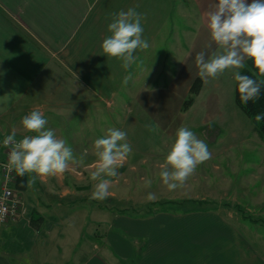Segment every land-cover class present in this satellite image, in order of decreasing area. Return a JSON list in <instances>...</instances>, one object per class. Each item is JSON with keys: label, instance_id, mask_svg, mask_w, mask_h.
<instances>
[{"label": "crops", "instance_id": "obj_1", "mask_svg": "<svg viewBox=\"0 0 264 264\" xmlns=\"http://www.w3.org/2000/svg\"><path fill=\"white\" fill-rule=\"evenodd\" d=\"M191 2L195 14L184 0H0V97L13 94L7 110L0 112V135L13 130L20 138L33 134L23 130L21 120L40 109L46 127L66 140L79 159V146L94 144L91 129L108 122L103 102L118 94L128 73L133 72V80H145L142 65L154 60L163 65L155 75L182 74L192 59L183 44H190L196 55L211 42L206 14L218 0ZM129 8L143 14V38L150 47L137 50L133 69L125 70L120 60L102 53L101 44L110 35L112 14ZM190 16L195 20L188 24ZM189 34L195 36L190 39ZM73 168L37 178L19 193L25 213L0 224V264H123L130 259L143 264L148 255L138 256L135 244L127 242L139 235L128 238L101 230L108 210L104 207V214L102 205L88 198L89 173ZM31 217L42 218L38 227ZM195 247L196 258L190 260L182 251L181 264H206L199 245Z\"/></svg>", "mask_w": 264, "mask_h": 264}, {"label": "rangeland", "instance_id": "obj_2", "mask_svg": "<svg viewBox=\"0 0 264 264\" xmlns=\"http://www.w3.org/2000/svg\"><path fill=\"white\" fill-rule=\"evenodd\" d=\"M184 2L195 14L191 0ZM185 19L180 18L182 24ZM189 20L194 22L195 18L190 16L188 24ZM189 36L191 39L195 35ZM183 45L192 55L183 66L184 74L155 75L159 69L162 71V62L158 66L154 60L147 62L142 65L147 69L143 73L145 80L131 78L127 85H120L116 96L103 102L108 122L91 129L92 140L103 137L110 127L118 128L127 133L132 148L118 168L119 175L109 178V197L103 201L90 199L94 185L90 172L97 160L94 144L79 146L81 155L85 150L87 155L83 164H75L74 168L89 173L87 182L92 189L87 192L88 198L100 203L103 213L104 207L108 210L101 230L109 229L128 238L139 235L136 241L133 238L127 242L135 244L138 256L148 255L143 264H181L182 251L194 260L197 244L206 264H264V141L255 123L235 102L237 70L203 80L200 95L189 109L183 110L198 76L195 53L190 44ZM214 50L217 48L212 41L203 47L207 55ZM168 65L165 68L171 70L173 66ZM132 73L128 74L133 77ZM145 125L155 130L150 132ZM181 126L188 127L207 144L211 159L196 168L184 187L168 191L159 177V165ZM146 179L152 181L150 187L144 186ZM149 192L156 194L154 202L146 201ZM124 262L135 264L131 259Z\"/></svg>", "mask_w": 264, "mask_h": 264}, {"label": "clouds", "instance_id": "obj_3", "mask_svg": "<svg viewBox=\"0 0 264 264\" xmlns=\"http://www.w3.org/2000/svg\"><path fill=\"white\" fill-rule=\"evenodd\" d=\"M212 11L206 14V26L211 41L217 50L211 55L201 51L195 55L198 76L202 80L216 79L226 70L234 71V81L240 94V101L246 104L259 96L264 80L257 81L249 75L241 74L238 69L244 67L245 60H251L261 76H264V0H218ZM143 14L135 8L112 14V21L107 26L110 35L101 44L102 53L108 59L121 61V67L129 69L137 62L134 55L137 50L145 51L150 45L143 38ZM211 47V45H209ZM131 75H126L123 84L127 85ZM17 97L19 95H16ZM13 94L0 97V112L7 110V104ZM264 120V113L256 115L255 121ZM48 121L40 109H34L25 115L21 125L26 133L17 139V132L7 135L2 145L9 149L8 171L17 176L28 175L27 187L31 188L37 178L43 180L49 176H58L69 170L70 165L83 164L87 150L77 159L67 141L56 136L55 131L47 128ZM151 132L155 129L145 125ZM94 155L97 157L90 172L94 182L90 199L103 201L110 195L112 181L109 178L119 175L118 168L123 166L131 153L127 142V133L118 128H108L105 135L94 141ZM211 159L207 144L186 126L177 129L164 162L159 165V177L168 191L178 190L186 184L196 168ZM34 174V175H33ZM151 180H145V187H150ZM155 193L149 192L146 201L154 202Z\"/></svg>", "mask_w": 264, "mask_h": 264}, {"label": "trees", "instance_id": "obj_4", "mask_svg": "<svg viewBox=\"0 0 264 264\" xmlns=\"http://www.w3.org/2000/svg\"><path fill=\"white\" fill-rule=\"evenodd\" d=\"M240 73L243 75H249L251 78L256 79L257 81L264 80V76H261L259 74L258 70L255 68L251 60H246V65ZM203 84L204 82L200 77H196L194 79L190 88V97L184 102L183 110H187L193 105L195 97L200 94L203 88ZM237 87L238 85L235 82V102L241 109V111L255 123V130L257 131L262 141H264V120H261L260 123H257L255 121L256 115L264 113V86H261L258 98L256 100H250L246 104L241 103L240 94L237 90ZM27 179L28 175H25L24 177L16 176L14 184L15 188L20 192L25 191L27 189ZM41 221V217H31V223L34 226L38 227Z\"/></svg>", "mask_w": 264, "mask_h": 264}, {"label": "built area", "instance_id": "obj_5", "mask_svg": "<svg viewBox=\"0 0 264 264\" xmlns=\"http://www.w3.org/2000/svg\"><path fill=\"white\" fill-rule=\"evenodd\" d=\"M5 137L0 135V224L17 220L25 213L24 203L19 194L20 191L14 186L17 175L14 171L10 172L5 167L9 152V149H5L2 145Z\"/></svg>", "mask_w": 264, "mask_h": 264}]
</instances>
